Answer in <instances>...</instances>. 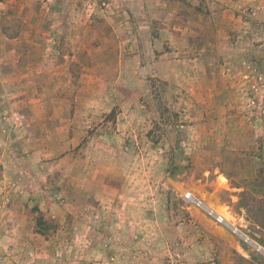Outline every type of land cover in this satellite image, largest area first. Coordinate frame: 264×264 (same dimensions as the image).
<instances>
[{
  "label": "rangeland",
  "instance_id": "1",
  "mask_svg": "<svg viewBox=\"0 0 264 264\" xmlns=\"http://www.w3.org/2000/svg\"><path fill=\"white\" fill-rule=\"evenodd\" d=\"M45 2L32 0L17 16L1 7L3 34L5 24L24 36L22 43L37 37L29 46L31 64L44 33L39 14L56 18L51 9L44 12ZM225 2L238 5L228 12L241 14L240 36L264 41V0H225L222 10L230 8ZM216 5L201 2L209 22H215ZM252 6L256 16L243 12ZM138 24L125 29L121 48L94 43L92 57L80 44V59L62 60L66 68L50 74V87L40 85L42 73L17 65L23 58L10 72V50L0 51V264H264V178L258 177L264 169V63L245 54L224 57L232 50V29L223 27L229 44L211 46L207 59L157 69L161 53L146 40L150 26L141 35ZM210 33L214 38L216 30ZM105 46L127 56L131 73L116 72L118 60L100 59L97 49ZM49 61L43 66L55 62ZM251 97L254 107L247 106ZM103 181L122 186L124 196L109 200ZM189 191L235 223L239 235L187 202ZM123 200L126 209L119 206ZM38 213L57 227L38 232Z\"/></svg>",
  "mask_w": 264,
  "mask_h": 264
},
{
  "label": "crops",
  "instance_id": "2",
  "mask_svg": "<svg viewBox=\"0 0 264 264\" xmlns=\"http://www.w3.org/2000/svg\"><path fill=\"white\" fill-rule=\"evenodd\" d=\"M31 1L32 0H3L0 6L2 7L3 5L4 7L5 5L9 7V9H13L9 14L17 16V12H23L29 9L28 7ZM52 1L53 0H46L42 6L45 8L44 12L47 9H51L54 15H56V18L51 21L54 17L48 16L49 14L44 17L39 14L38 25L40 30L44 33L38 39L40 46H38V61L36 63L33 62V64H31V61H29L31 53L29 46L35 43L37 37L33 36L31 40L23 42L27 43L28 46L22 49L21 46L25 45L20 42L22 41L20 39L24 38V36L15 34L12 37H8L6 33L3 34L2 31H0V51L7 47L10 50L8 53V57H10L8 58L10 59V72H12V70L18 71L20 67L18 68L17 65L26 63L22 66L24 69L29 70L32 68L44 75L39 83L41 82L40 85L45 87L48 85L50 87V85H52L49 81L52 72L53 75L62 74V70L66 68L62 60L68 59L72 62L73 60L78 61L80 59V44L84 45V53L92 57L94 54L93 52L96 50L88 48L94 43H109L114 44L115 47L121 48V45L125 43L126 39L124 31L129 25H132L134 21H138L139 24L136 25L135 29L139 28L137 33L141 35L145 28L143 26H150L149 29H151V31L149 30V32L145 33L147 35L146 40H150L154 49L161 53V55L158 56L159 58L156 59V64H154L157 69L160 68L163 63H166L171 69L177 68L179 67L178 64L181 59L185 60L190 58V60L194 61L199 60L195 63H199L202 58L203 60L207 59V52H212L211 46L221 50L225 44H229L227 33L223 27L232 29L231 32H228V34L231 33L232 36L229 46L232 50L224 57L228 58L229 56L235 59L245 54L260 59L264 63V41L260 43L251 41L250 39L253 37L250 32L248 35L243 36L241 34L240 36L238 30L241 25V14L233 13V15H231V13L228 12H232V9H237V11H239L238 5H228V3L225 2V5L230 8L225 7L224 10H222L225 0H213L214 4H218L216 5V9H219L211 13L216 15L214 23L211 19L209 22L206 13H203L204 11L202 9L207 10L205 6H201L203 0H102V3H107L106 7H101V3L99 5L98 0H85L83 6L82 0ZM131 18H133V20ZM24 21L30 25L31 20L29 18L24 19ZM34 25V23L31 24V27H34ZM153 26L156 27L153 28ZM214 30H216L214 34L215 37L210 38L208 34L211 36L210 32ZM68 31L70 32L69 35H67ZM246 36L247 40L243 42L240 37L245 38ZM51 42L56 44V48H47V45ZM97 51H99L100 59L118 60V62L115 63L116 72L119 71L121 74L124 72V75H126V72L131 73L129 70L127 71V56H124L123 52H113L108 50V46L103 47L101 50L97 49ZM152 52L156 53L155 50H152ZM153 53L152 55L154 57ZM6 55L7 54H5V56ZM21 58H23V61L16 65L14 63L15 60ZM48 59H50L49 63H52V61L55 62L52 63L50 67L47 65L43 66V62H47ZM68 68L72 71L71 65L68 66ZM157 69L155 70L157 71ZM165 73L166 72H164V74ZM46 75H49V77ZM169 75L172 77L174 73L171 72ZM56 81L57 80H55V82ZM60 81L54 83V90L60 89V86L56 85L59 84ZM60 117L61 114L58 115L59 119ZM47 118L50 119V116ZM53 120L57 121V118ZM260 136L264 138V130L261 131ZM262 146L264 152V142ZM88 182H90V180H88ZM137 184L138 181H135L134 187L132 188L134 189L133 195L136 194L138 188ZM100 187L103 193H108L110 195V197L108 196L109 200L113 199L115 196L123 197L124 195H121V193L125 194L122 186L116 187V185H113L109 181H103ZM90 188L95 196L98 193L95 181H93V185H91ZM122 203L123 204L119 206L122 205L123 207L124 205V209H126L127 201L123 200ZM130 204L129 208L135 210V204L138 203L133 201ZM93 207L95 209V204ZM108 208L110 209V206H108ZM147 263L169 264L159 263L155 260L151 262L148 261ZM135 264H137V262Z\"/></svg>",
  "mask_w": 264,
  "mask_h": 264
},
{
  "label": "built area",
  "instance_id": "3",
  "mask_svg": "<svg viewBox=\"0 0 264 264\" xmlns=\"http://www.w3.org/2000/svg\"><path fill=\"white\" fill-rule=\"evenodd\" d=\"M107 5V3H103ZM249 14V16H256L257 14V9L254 8L253 6L248 10V11H243ZM4 14L3 11H1V6H0V18ZM244 65H246L247 70L249 71L250 74H253L252 76L258 77L259 82L262 81L263 77L261 76V73L258 71V69L254 66H252L251 63H248L247 61L243 62ZM249 73H245V77H249ZM251 86V91H254L255 88H257V82H252L249 84ZM256 104L255 98H249L247 99V106L248 107H254ZM184 199L193 204L194 206L198 207L200 210L204 211L207 215L211 216L214 218L218 223L223 225L224 227H227L229 230L232 231V233H235L237 235L238 232L242 231L235 223H232L225 215L220 214L216 212L213 208L207 206L204 202L203 199L195 195L193 192L189 191L184 194Z\"/></svg>",
  "mask_w": 264,
  "mask_h": 264
},
{
  "label": "trees",
  "instance_id": "4",
  "mask_svg": "<svg viewBox=\"0 0 264 264\" xmlns=\"http://www.w3.org/2000/svg\"><path fill=\"white\" fill-rule=\"evenodd\" d=\"M2 28L4 30V32L6 33V35L8 37H12L14 36L15 34H12V33H9L8 30H7V27L5 24H2ZM258 177L259 178H264V169L261 168L259 170V174H258ZM34 212H39L40 209H39V206H34ZM57 224L58 222L56 220H54L53 218H49V219H46L44 217V215L42 213H38V216L36 218V229L38 232L42 233V234H47L48 231L52 228H56L57 227ZM263 244V243H262ZM264 245V244H263Z\"/></svg>",
  "mask_w": 264,
  "mask_h": 264
},
{
  "label": "bare ground",
  "instance_id": "5",
  "mask_svg": "<svg viewBox=\"0 0 264 264\" xmlns=\"http://www.w3.org/2000/svg\"><path fill=\"white\" fill-rule=\"evenodd\" d=\"M202 199V198H201ZM205 202V201H204ZM205 204H206V202H205ZM207 205V204H206ZM215 209V208H214ZM215 211H216V209H215ZM216 212H218V211H216ZM220 213V212H219ZM243 236L247 239V241H249L252 245H254L255 247H257V248H260V246H262L260 243H258V242H254V241H252V239H250L248 236H246L245 234H243ZM259 244V245H258ZM264 248V247H263Z\"/></svg>",
  "mask_w": 264,
  "mask_h": 264
}]
</instances>
